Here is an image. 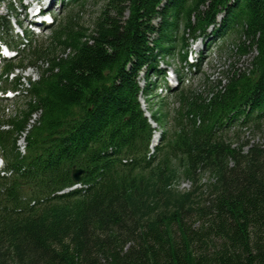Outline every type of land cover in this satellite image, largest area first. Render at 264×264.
<instances>
[{
  "label": "trees",
  "instance_id": "1",
  "mask_svg": "<svg viewBox=\"0 0 264 264\" xmlns=\"http://www.w3.org/2000/svg\"><path fill=\"white\" fill-rule=\"evenodd\" d=\"M58 2L64 15L41 37L15 41L0 12V43L16 54L0 59V90L16 92L0 97L11 171L0 175V264H264V146L225 138L264 123V0H107L89 27L73 13L86 0ZM197 38L244 59L202 91L171 88L159 64L169 58L179 83L185 67L203 75L187 61ZM38 63L28 85L9 78ZM151 76L180 104L154 149L139 101ZM74 166L80 186L59 193ZM181 176L191 188L175 187Z\"/></svg>",
  "mask_w": 264,
  "mask_h": 264
},
{
  "label": "rangeland",
  "instance_id": "2",
  "mask_svg": "<svg viewBox=\"0 0 264 264\" xmlns=\"http://www.w3.org/2000/svg\"><path fill=\"white\" fill-rule=\"evenodd\" d=\"M40 2L46 3L45 0H39ZM107 0H86V3L83 6L75 5L73 7V13L78 16V20L82 25L90 26L95 15L102 9ZM51 2V16L50 18L56 17L57 19H61L64 15L63 6L57 0H50ZM29 3V0H24L21 3L18 0H0V12L2 14L10 13L9 7L11 6L13 9V15L19 14L18 19L21 23V29L25 31H32L30 26L27 25L28 15H22L23 8L22 5ZM30 11V9L28 10ZM39 18V16H37ZM35 17V19L37 18ZM21 29H15V32H18L19 36H21ZM50 32V28L46 25H41L38 29L33 31L34 36L32 37H41L46 36ZM18 39V38H17ZM17 41V40H15ZM200 44L199 41L193 42L189 48L192 52L188 53V59L196 60L197 52L202 51L201 58H198V62L200 63V68L202 74H191V72L184 70L186 72V76L182 83H176L173 78V73L175 69H179L181 64L179 63L177 58H169V64L165 62H160V66L166 69V81L167 84L172 86L181 87H191L194 91H202L208 88L210 81H214L222 75L224 69L229 65L230 62L235 60L242 61L243 57H227V54L224 52H219L216 48V41H212L209 44L202 42ZM191 54V56H190ZM40 68V64L38 63L36 66L27 67L25 69H18V75L21 77V80L26 81L27 77H31V79L36 78L37 71ZM144 75H141L140 82L144 85L145 80L143 79ZM207 77L208 84L203 85L205 81L204 78ZM151 76V80L153 81V85L151 86L152 95L149 98L145 96L140 97V102L144 109L148 111V108H151L153 111H156L158 115L162 118V124L152 123V127L156 130L154 136L153 146L157 144L158 138L162 132L168 134L173 129V124L178 120L179 112H180V104L176 98L169 95L167 90H165V86L163 82L158 79H153ZM169 85V86H170ZM162 86V90L158 89ZM4 113L11 114L16 107L14 101H4ZM179 111V112H178ZM225 138L228 142L233 145L241 144L244 146V149H247L248 145L253 143H258L261 146H264V123L259 125H254L252 123L243 127H233L232 129L225 132ZM207 174L201 176V182L206 181ZM175 187L179 190H184L191 188V182L186 177H180L177 182L174 183Z\"/></svg>",
  "mask_w": 264,
  "mask_h": 264
},
{
  "label": "water",
  "instance_id": "3",
  "mask_svg": "<svg viewBox=\"0 0 264 264\" xmlns=\"http://www.w3.org/2000/svg\"><path fill=\"white\" fill-rule=\"evenodd\" d=\"M83 172L82 169L79 168H75V166L73 167L72 171H71V176H72V180L74 182H78V180L80 179V175Z\"/></svg>",
  "mask_w": 264,
  "mask_h": 264
}]
</instances>
